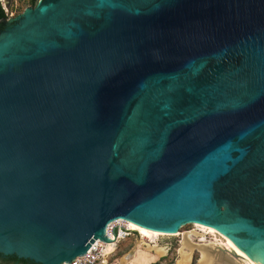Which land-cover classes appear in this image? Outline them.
Wrapping results in <instances>:
<instances>
[{
  "label": "water",
  "instance_id": "water-1",
  "mask_svg": "<svg viewBox=\"0 0 264 264\" xmlns=\"http://www.w3.org/2000/svg\"><path fill=\"white\" fill-rule=\"evenodd\" d=\"M116 218L201 223L264 264V0L0 20V264L69 262Z\"/></svg>",
  "mask_w": 264,
  "mask_h": 264
},
{
  "label": "rangeland",
  "instance_id": "rangeland-1",
  "mask_svg": "<svg viewBox=\"0 0 264 264\" xmlns=\"http://www.w3.org/2000/svg\"><path fill=\"white\" fill-rule=\"evenodd\" d=\"M37 1L34 0L32 5L30 0H0L5 14L3 21L13 19ZM163 232L154 230L150 237L142 239L132 230L115 243L114 249L107 255L106 264H143L147 261L146 264H250L231 252L222 234L192 222L169 234ZM141 243L155 245L161 251L157 252L153 247L145 248Z\"/></svg>",
  "mask_w": 264,
  "mask_h": 264
},
{
  "label": "built area",
  "instance_id": "built-area-1",
  "mask_svg": "<svg viewBox=\"0 0 264 264\" xmlns=\"http://www.w3.org/2000/svg\"><path fill=\"white\" fill-rule=\"evenodd\" d=\"M130 232L127 220L122 218L113 219L104 227V235L108 241L102 242L95 239L89 244L84 253L62 264H106L107 255L114 249L115 243Z\"/></svg>",
  "mask_w": 264,
  "mask_h": 264
},
{
  "label": "bare ground",
  "instance_id": "bare-ground-1",
  "mask_svg": "<svg viewBox=\"0 0 264 264\" xmlns=\"http://www.w3.org/2000/svg\"><path fill=\"white\" fill-rule=\"evenodd\" d=\"M128 222V226H129V229H130V231H132V230H135L137 233H138V235H139V237L140 238H147V237H150L151 236V234L152 233H154V230H152V229H147V228H143V227H140V226H138V225H136V224H134V223H131V222H129V221H127ZM192 223H194L195 225H197V226H200V227H202V228H205V229H207V230H209V231H211V232H217V233H219L218 231H216L215 229H213L212 227H210V226H205V225H203V224H200V223H197V222H192ZM156 231H159V230H156ZM163 232V231H162ZM164 233V232H163ZM168 233V232H167ZM169 234V233H168ZM223 239H224V241L230 246V248H231V252L235 255V256H239V257H242V258H244L245 260L244 261H246V263L247 262H249L250 264H263L260 260H258V259H256V258H251V257H249V256H247V255H245V254H243V253H241V252H239V251H237V250H235V248L232 246V244L223 236ZM140 245H142V246H144L145 248H149V247H153L154 249H156L157 250V252L158 251H161V249L160 248H157V246H155V245H149V246H147L146 244H144V243H141ZM109 247H111L110 245H109ZM133 249L135 250V247H133ZM155 251V250H154ZM132 253H133V251H132ZM203 259V258H202ZM225 264V263H224Z\"/></svg>",
  "mask_w": 264,
  "mask_h": 264
},
{
  "label": "trees",
  "instance_id": "trees-1",
  "mask_svg": "<svg viewBox=\"0 0 264 264\" xmlns=\"http://www.w3.org/2000/svg\"><path fill=\"white\" fill-rule=\"evenodd\" d=\"M30 3L33 5V4H34V0H30ZM0 11H1L2 14H3V17H0V20H1V19L5 18V14H4V11H3V8H2V6H1V4H0Z\"/></svg>",
  "mask_w": 264,
  "mask_h": 264
},
{
  "label": "crops",
  "instance_id": "crops-1",
  "mask_svg": "<svg viewBox=\"0 0 264 264\" xmlns=\"http://www.w3.org/2000/svg\"><path fill=\"white\" fill-rule=\"evenodd\" d=\"M147 262H149V261H147ZM147 262H145V263H143V264H146Z\"/></svg>",
  "mask_w": 264,
  "mask_h": 264
}]
</instances>
